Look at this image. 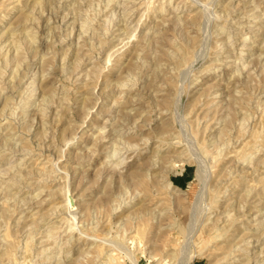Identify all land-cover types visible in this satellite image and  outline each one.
Returning a JSON list of instances; mask_svg holds the SVG:
<instances>
[{
    "label": "rangeland",
    "instance_id": "1",
    "mask_svg": "<svg viewBox=\"0 0 264 264\" xmlns=\"http://www.w3.org/2000/svg\"><path fill=\"white\" fill-rule=\"evenodd\" d=\"M187 257L264 264V0H0V264Z\"/></svg>",
    "mask_w": 264,
    "mask_h": 264
},
{
    "label": "bare ground",
    "instance_id": "2",
    "mask_svg": "<svg viewBox=\"0 0 264 264\" xmlns=\"http://www.w3.org/2000/svg\"><path fill=\"white\" fill-rule=\"evenodd\" d=\"M134 1V0H133ZM171 1V0H170ZM195 1V0H194ZM109 3V2H108ZM128 4V3H127ZM105 6V5H104ZM200 6V5H199ZM196 10V9H195ZM127 11V10H126ZM41 12V11H40ZM55 12V11H54ZM212 12V11H211ZM44 13V12H43ZM121 13H122V11H121ZM179 17V16H178ZM127 18V17H126ZM142 18V17H141ZM180 22V21H179ZM185 22V21H184ZM83 25V24H82ZM181 25V24H180ZM182 27V26H181ZM24 28V27H23ZM132 28V27H131ZM176 28V27H175ZM192 28V27H191ZM82 29V28H81ZM106 29V28H105ZM173 29H174V27H173ZM29 30H31V29H29ZM34 32V31H33ZM109 32V31H108ZM79 33V32H78ZM37 34V33H36ZM12 35V34H11ZM42 35V34H41ZM41 35H39V36H41ZM93 35V34H92ZM207 35V34H206ZM24 37V36H23ZM31 37V36H30ZM173 37V36H172ZM183 38V37H182ZM13 39V38H12ZM35 39V38H34ZM93 39V38H92ZM127 39V38H126ZM161 39V38H160ZM190 41V40H189ZM225 41V40H224ZM16 42V41H15ZM77 42V41H76ZM10 44V43H9ZM17 44H19L18 42H17ZM79 44V43H78ZM78 44H77V46H78ZM75 46V45H74ZM180 47V46H179ZM114 50V49H113ZM116 51V50H115ZM172 51V50H171ZM176 51V50H175ZM201 51V50H200ZM10 52V51H9ZM109 52V51H108ZM5 53V52H4ZM7 53V52H6ZM110 53V52H109ZM203 53V52H202ZM199 54V53H198ZM202 55V54H201ZM14 57V56H13ZM12 57V58H13ZM16 57V56H15ZM108 59V58H107ZM92 60V59H91ZM108 61V60H107ZM191 63H193V62H191ZM190 63V64H191ZM64 66V65H63ZM246 67V66H245ZM172 69V68H171ZM252 69V68H251ZM24 76V75H23ZM13 89V88H12ZM13 92V91H12ZM10 96V95H9ZM49 96V95H48ZM43 101V100H42ZM53 101V100H52ZM29 103V102H28ZM46 105V104H45ZM233 108V107H232ZM41 113V112H40ZM25 115V114H24ZM245 120V119H244ZM186 123V122H185ZM245 124V123H244ZM223 131V130H222ZM6 142V141H5ZM260 144V143H259ZM2 146V145H1ZM257 146V145H256ZM5 147V146H4ZM29 154V153H28ZM249 166V165H248ZM60 170V169H59ZM202 172L199 170L198 171V177L199 178H201V179H204V176L201 174ZM2 174V173H1ZM3 175V174H2ZM200 180V179H199ZM28 184V183H27ZM167 185L169 186V185H172L173 186V183H172V181L171 180H169L168 181V183H167ZM250 192V191H249ZM15 197V196H14ZM13 198V197H12ZM258 212H259V210H258ZM258 214V213H257ZM256 216V215H255ZM62 218V217H61ZM261 222V221H260ZM48 228V227H47ZM69 228V227H68ZM72 228V227H71ZM77 228V227H76ZM79 231H80V229H79ZM50 232V231H49ZM70 240V239H69ZM78 240V239H77ZM69 243V242H68ZM73 243V242H72ZM126 249V248H125ZM128 249V248H127ZM126 249V250H127ZM246 249V248H245ZM61 251V250H60ZM112 251V250H111ZM127 253V252H126ZM262 253V252H261ZM59 255H60V253H59ZM254 255V254H253ZM110 256V255H109ZM107 257V256H106ZM112 257H113V255H112ZM131 257V256H130ZM151 257H154V256H152L151 255ZM114 258V257H113ZM107 259H109V258H107ZM191 257H187V258H185V262H183V264H190V262H191ZM132 261H134L133 262V264H136V259H133ZM105 262H107L106 260H105ZM247 262V261H246ZM249 262V261H248Z\"/></svg>",
    "mask_w": 264,
    "mask_h": 264
},
{
    "label": "crops",
    "instance_id": "3",
    "mask_svg": "<svg viewBox=\"0 0 264 264\" xmlns=\"http://www.w3.org/2000/svg\"><path fill=\"white\" fill-rule=\"evenodd\" d=\"M194 264H198V263L196 262V263H194Z\"/></svg>",
    "mask_w": 264,
    "mask_h": 264
}]
</instances>
